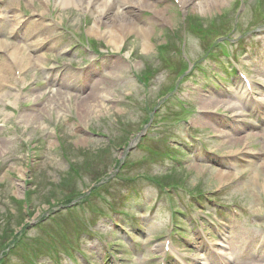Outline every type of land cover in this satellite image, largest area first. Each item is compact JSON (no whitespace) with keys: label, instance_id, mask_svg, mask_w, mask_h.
<instances>
[{"label":"rangeland","instance_id":"374dc122","mask_svg":"<svg viewBox=\"0 0 264 264\" xmlns=\"http://www.w3.org/2000/svg\"><path fill=\"white\" fill-rule=\"evenodd\" d=\"M6 1L0 0V9L6 10L5 19L0 21L2 42L3 36L13 26L14 14L18 9L17 2L13 7L7 8ZM143 1L125 0L126 6L119 11L95 9L90 12L89 8L86 13L85 6L81 5L79 0L69 1L62 7L56 6L53 12L49 11V6H54L53 0H22L24 11L35 8L54 23L53 29L63 20L76 32L86 13V28L84 33L78 31V35L83 34L84 37L100 42L102 46L99 45L95 49L102 55L104 51H108L115 56H103L100 65H104L103 69H89L88 74H94H90L87 82L79 88L84 80V68L90 64L97 67L98 64L96 54L86 47L70 48L69 45L75 43L70 36L62 37V40L57 41L54 48L45 54V58L39 56L38 61L34 54L27 52L28 50L20 52L17 47L20 41L16 39L7 45L9 50L14 46L15 52L18 53L15 56L14 52L7 51L8 55L15 57L14 66H11L5 54L0 52V251L5 244L18 239L23 229H26L30 236L41 234L42 229L58 235L55 231L62 226L56 225L59 223L64 227L65 223L69 222L67 228L71 230L70 212H75L80 206L68 211L72 203L66 205L63 202L66 197L74 195L76 191L75 197L81 198L82 201L100 196L104 186L97 184L92 187V182L99 179L109 181L129 153L132 160L142 162L140 165L136 163L131 169L123 168L128 172V176L149 170L155 174L169 176L165 178L166 182L179 183L183 185V189L223 188L219 193L222 200L235 199L241 207L247 209L246 212L238 211L237 218H234L230 209L226 208L221 219L216 215V221L205 222L203 227L190 229L189 225L179 226L183 232L174 230V251L167 253L165 264H182L181 260L185 259L186 264H209L214 252L207 250L206 242L200 239L201 235L204 240L221 243L232 256L234 264H263L264 245L262 250L257 252L254 239L264 237V207L261 198V195H264V124H249L250 120H256L249 112L250 96L243 95L240 87L233 83L235 77L229 82L231 76L227 77L221 72L220 61H203V72L195 71L192 77L185 79L178 97L194 104L198 112L210 110L216 111L217 114H191L187 120L190 124L197 125L201 135L209 141L207 145L218 150L220 154L239 151L247 142L246 149H243L248 150V157L231 161L230 164L208 157L196 144L187 141L184 123L171 122L172 117H168L165 121H159L167 130L162 127L155 131L159 134H153L167 135L171 138V145L180 146L177 152L178 163H174L165 155H149L151 149L164 152L166 147H159L155 141L148 138L139 142L138 131L147 115L144 109L145 100L149 106L154 105L157 102V96L154 94L160 89V85L175 80L176 77L170 68L180 63L179 52L171 48L166 49L170 66L157 72L156 78L147 89L138 83L134 73L143 70L145 66H164V62L156 60L154 47L170 41V31L185 34L183 21L192 18L199 27L213 23L216 30L217 24L219 29H225L227 20L230 21L228 26L235 23L236 32L231 33V36L244 42L246 53L243 60L260 58L256 60V67L264 74V27L252 28L264 19H254L253 15L257 10H264V0H226L219 4H213L210 0H190L185 3L179 0V4H174L172 0H146L144 5ZM200 1H205L203 7L199 5ZM261 3L263 8L260 7ZM29 14L32 15L33 11H29ZM32 19L41 21L38 16H33ZM228 26L225 32L228 31ZM33 29L35 31V28ZM113 29L114 35L111 34ZM50 31L49 28L40 29L44 35ZM102 34L107 36V39L103 38ZM207 37H203L201 30L189 29L185 51L191 58L202 55L204 43L210 40ZM115 41L120 43V51L124 47V52H117L113 45ZM176 43L179 50L181 42ZM68 47L70 55L58 53ZM234 49L235 45L230 51ZM50 57H60L62 61L60 67L63 68L59 69L66 72L62 74L63 79L60 81L59 77H55V72L47 69L54 65L49 60ZM69 63L77 68L81 66L78 68L79 72ZM211 70H218L220 74L212 75ZM14 71L19 72L18 78L14 76ZM224 86L232 89L228 90ZM93 91L94 100L87 102ZM261 93H264V89ZM207 97H214L221 102L218 106L205 109L207 107L202 104L207 101ZM228 103L236 104L235 107L231 106L233 111H225ZM27 104L33 105L24 107ZM240 111L244 115L234 117V113ZM225 115H230V119ZM254 152L262 155H249ZM246 160L250 163L247 164ZM70 166L76 168L77 172L74 173ZM172 166L178 168L169 171L170 173L162 172ZM246 170L248 173L244 178L235 180L238 173ZM219 174L223 175L222 178ZM62 182L66 186H62ZM150 182L143 177L136 178L131 184L113 181L114 184L107 189V196H126L117 203L120 208L124 207L135 216L142 217L139 223L111 215L119 221L117 224H122L129 233L114 225L109 216H102L96 223V228L108 242L119 243L115 246L118 249L113 250L121 260L119 264H157L158 260L163 258L161 245L162 240L169 236L170 212L162 190ZM68 184L71 188L74 186L73 191L67 187ZM169 190L164 189L166 192ZM31 191L33 192L30 194ZM85 192L86 195H81ZM179 192L178 197H185L184 191ZM55 194L56 196L52 197ZM27 197L29 205L26 204ZM174 204H178L175 196ZM89 206L94 207L91 204ZM98 206L103 205L99 203ZM180 208L186 211L187 205ZM57 212L61 213L56 214ZM76 213L79 214L73 220L76 226L80 225L83 219L90 217L84 211L81 215L77 211ZM198 214L199 211L194 213L195 216ZM179 219L184 221L182 217ZM224 224L228 226L226 238L220 239L216 233L223 232ZM83 236L79 242L85 245L90 255L98 254L92 261L95 264H110L108 259L102 260V252L105 255L107 253L98 245L96 239ZM127 239L134 240L135 243L132 244ZM24 242L25 238L22 237L11 253L22 250L27 254L29 250L24 249ZM28 246L30 249L37 247L31 240ZM4 252L6 253V250ZM21 257L13 255L8 259L15 264H27V261L20 260ZM46 264L50 262L46 261Z\"/></svg>","mask_w":264,"mask_h":264},{"label":"bare ground","instance_id":"6f19581e","mask_svg":"<svg viewBox=\"0 0 264 264\" xmlns=\"http://www.w3.org/2000/svg\"><path fill=\"white\" fill-rule=\"evenodd\" d=\"M79 1H84V0H79ZM141 1H143V0H141ZM182 1V3H185V2H188V1H190V0H181ZM213 4H219L220 2H225L226 0H210ZM85 2H87L86 4H90V0H86ZM64 3H65V1H64ZM143 5L146 3V0H144L143 2ZM205 3V1H200L199 2V5L201 6V7H203V5L202 4H204ZM122 0H94V2H93V4H92V9H107V10H117L118 11V9L120 8V7H122ZM206 5H207V2H206ZM122 15H124V14H122ZM91 30V29H90ZM114 32H115V29H113V31L111 32V34L112 35H114ZM103 35V38H105V39H107V36H104V34H102ZM116 42V41H115ZM114 45V47H116V49L117 50H119L120 48H121V46H120V43L119 42H116L115 44H113ZM13 52H14V55L15 56H17L18 55V53H16L15 52V49L13 50ZM37 59H39L38 57H37ZM1 72V71H0ZM94 93H95V91H93L91 94H90V96H88V99L86 100L87 102H90V101H93L94 100V98H95V95H94ZM58 97H60V95L58 96ZM210 105V104H209ZM208 105V106H209ZM220 175V178H222V174H219Z\"/></svg>","mask_w":264,"mask_h":264}]
</instances>
